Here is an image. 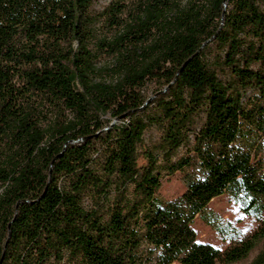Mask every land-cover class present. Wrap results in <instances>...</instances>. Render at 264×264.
Listing matches in <instances>:
<instances>
[{"label":"trees","instance_id":"trees-1","mask_svg":"<svg viewBox=\"0 0 264 264\" xmlns=\"http://www.w3.org/2000/svg\"><path fill=\"white\" fill-rule=\"evenodd\" d=\"M97 1L0 0V264H264V0Z\"/></svg>","mask_w":264,"mask_h":264},{"label":"rangeland","instance_id":"rangeland-1","mask_svg":"<svg viewBox=\"0 0 264 264\" xmlns=\"http://www.w3.org/2000/svg\"><path fill=\"white\" fill-rule=\"evenodd\" d=\"M96 3L95 9H100L106 4L105 0H98ZM152 91L153 87L149 86L145 92V94L149 97L148 101L152 99ZM158 137L159 132L154 127H149L143 136V140L145 141V144H148L158 141ZM260 157L263 161L264 168V145L261 149ZM145 164L146 161L143 157H140L138 165L144 166ZM160 186L161 188L158 195L161 199L176 198L186 190L182 180V174L180 172L173 176H164L161 180ZM209 208L219 217L218 223H231L237 230L240 231L242 237L251 235L256 231V227L258 225L257 220L254 217L245 215L242 211L241 201L239 202L238 200H235L229 193H225L220 197L214 198L209 204ZM193 229L197 233V240L201 243L215 246L222 251L226 250V248L230 245L228 238H221L211 225L204 224L200 219L196 220ZM256 254L257 250L251 253L248 260H251Z\"/></svg>","mask_w":264,"mask_h":264}]
</instances>
